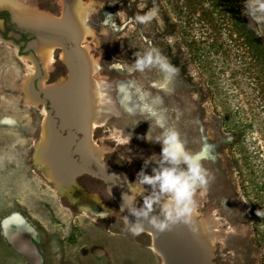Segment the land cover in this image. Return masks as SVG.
Segmentation results:
<instances>
[{
    "label": "rangeland",
    "instance_id": "rangeland-1",
    "mask_svg": "<svg viewBox=\"0 0 264 264\" xmlns=\"http://www.w3.org/2000/svg\"><path fill=\"white\" fill-rule=\"evenodd\" d=\"M12 1L54 19L79 9L86 28L82 35L42 28L43 34L27 43L32 34L23 36L0 12V264H170L148 229L138 235L129 230L125 217L131 225V216L105 180L89 171L97 170L91 158L97 159L117 176L116 189L141 205L136 173L144 158L160 152L158 143L144 137L148 131L154 138L166 128L177 131L183 149L212 177L194 194L192 228L177 223L161 232L172 261L264 264L255 218L230 155L235 136L224 128L163 1ZM235 1L248 28L264 42V0ZM151 10L156 15L150 22H135L136 15ZM45 38L52 42L49 65L35 45ZM149 47L176 72L168 76L157 66L136 70L134 54ZM82 55L90 64L87 78L95 81L92 106L88 113L74 106L75 123L65 124L59 113L61 88L78 74ZM153 167L150 163L145 172L151 174ZM154 209L158 215L159 206ZM204 221L213 235L199 230Z\"/></svg>",
    "mask_w": 264,
    "mask_h": 264
},
{
    "label": "trees",
    "instance_id": "trees-1",
    "mask_svg": "<svg viewBox=\"0 0 264 264\" xmlns=\"http://www.w3.org/2000/svg\"><path fill=\"white\" fill-rule=\"evenodd\" d=\"M162 1L224 128L235 136L230 155L264 248V42L235 0Z\"/></svg>",
    "mask_w": 264,
    "mask_h": 264
},
{
    "label": "clouds",
    "instance_id": "clouds-1",
    "mask_svg": "<svg viewBox=\"0 0 264 264\" xmlns=\"http://www.w3.org/2000/svg\"><path fill=\"white\" fill-rule=\"evenodd\" d=\"M155 15V10H151L136 15L134 20L137 24H145ZM134 56V68L138 71L157 66L168 76L176 72L156 48L149 47ZM157 123L163 128L161 122ZM144 139L158 143L160 152L144 158L141 169L136 173L135 183L140 186L138 194L141 197V206L128 208V214L134 218L129 225L128 217H125L129 230L135 235L140 234L144 231L143 221H147L157 233L170 230L177 223L192 228V216L196 210L194 194L197 189H206L212 177L194 155L183 149L175 129L166 128L154 138L147 131ZM129 140L130 136L123 142L128 143ZM115 163L119 164L118 161ZM150 163L155 164V167L148 174L145 168ZM154 205L159 206L158 215H150L154 211ZM192 230L195 231L194 228Z\"/></svg>",
    "mask_w": 264,
    "mask_h": 264
},
{
    "label": "bare ground",
    "instance_id": "bare-ground-1",
    "mask_svg": "<svg viewBox=\"0 0 264 264\" xmlns=\"http://www.w3.org/2000/svg\"><path fill=\"white\" fill-rule=\"evenodd\" d=\"M74 1V0H73ZM24 2V1H23ZM26 3V2H24ZM27 4V3H26ZM33 4V3H31ZM28 5V4H27ZM25 4L20 3L19 1H12V0H0V6H7L12 12L14 20L23 27L26 28H33V29H42V28H54L56 31H60L61 33H69L73 32V30L77 31V33L81 34L85 31L84 25H83V14L81 10L76 9L75 11H69L67 14H65L62 18H51L47 16L46 14H43L34 8L28 7ZM34 5V4H33ZM35 6V5H34ZM33 6V7H34ZM71 6V5H70ZM72 7V6H71ZM65 12V13H66ZM74 34V33H73ZM68 35V34H67ZM74 36V35H73ZM54 40V39H53ZM55 41V40H54ZM56 42V41H55ZM36 45V51L37 53L42 56V58H46V64L49 65L53 62V57H51V48H52V42L48 41L46 38L43 40H40ZM34 45V46H35ZM35 48V47H34ZM88 51V50H87ZM80 54V52H79ZM67 56V55H66ZM80 57V56H79ZM91 57V56H90ZM82 64V67L79 69L78 74L76 76H72V78L64 85L63 88H61V95L64 100V103L59 106V113L61 115L62 121L68 124L74 122L75 120L72 119V114H75L74 108L67 109V105L70 103L73 106H75V109L77 112L80 110H83L84 113H88L92 106L91 101V90L95 86V81L92 79L87 78L86 71L89 70L90 64L88 62L87 57L82 55V58L80 57ZM68 60V58H67ZM69 65V64H68ZM95 66V65H94ZM87 69V70H86ZM98 71V70H97ZM86 75V76H85ZM93 75V74H92ZM70 76V77H71ZM93 78V77H92ZM94 79V78H93ZM99 89V88H98ZM58 92V91H57ZM52 94V93H50ZM107 97V94H105ZM106 100V99H105ZM102 105V104H101ZM102 108V106H101ZM102 112V111H101ZM100 112V113H101ZM79 115V114H78ZM87 115V114H86ZM101 116V115H100ZM82 120V119H81ZM100 120V119H98ZM96 121V120H95ZM94 121V122H95ZM62 122V123H63ZM47 123V122H46ZM61 123V124H62ZM86 123V122H85ZM89 123V122H88ZM64 124V125H65ZM91 124V122H90ZM84 125V123H83ZM92 125V124H91ZM83 128V127H82ZM93 128V127H92ZM87 131V130H86ZM47 135V134H46ZM48 138V136H47ZM62 139V138H61ZM70 137L65 138L64 146H68L71 142ZM50 140V139H49ZM92 140V139H91ZM58 141V140H57ZM56 141V142H57ZM94 142V141H92ZM59 143V141H58ZM62 143V141H61ZM87 143V142H86ZM60 144V143H59ZM91 144V143H90ZM52 145V144H51ZM62 145V144H61ZM95 145V143H94ZM59 146V145H58ZM96 146V145H95ZM61 149L63 146H60ZM83 145L79 147V151L81 152L82 156H85V151L83 150ZM92 147V146H91ZM66 149V148H65ZM69 149V148H68ZM93 148H91L92 150ZM66 152V151H65ZM65 152H63L65 154ZM79 152V153H80ZM61 153V152H60ZM62 153V154H63ZM64 156V155H63ZM86 157V156H85ZM87 159V158H86ZM63 160V159H62ZM86 163V162H85ZM57 164V163H56ZM55 164V165H56ZM58 165V164H57ZM88 167V164H85ZM65 166V164H64ZM67 166V165H66ZM65 166V167H66ZM59 168V166H58ZM57 169V168H56ZM121 178V177H120ZM122 179V178H121ZM123 181V180H122ZM124 184V183H123ZM126 184V183H125ZM124 184V185H125ZM128 191V190H126ZM130 200V199H129ZM132 202V201H131ZM157 209V208H155ZM154 209V210H155ZM133 217H130V222H133ZM212 221L210 222V225L212 226ZM199 230L203 233V235L212 234L213 230L212 227H209V223L207 221H204L201 225H199ZM178 230V229H177ZM181 230V229H180ZM167 233V231H165ZM169 233V232H168ZM210 236V235H209ZM168 237V236H167ZM202 237V236H201ZM173 238V237H172ZM167 241V240H166ZM171 246V245H170ZM176 246V245H175ZM174 247V246H173ZM181 250V249H180ZM184 251V249H183ZM175 256V255H174ZM176 257V256H175ZM179 257V256H178ZM178 259V258H177ZM182 260V259H181Z\"/></svg>",
    "mask_w": 264,
    "mask_h": 264
},
{
    "label": "water",
    "instance_id": "water-1",
    "mask_svg": "<svg viewBox=\"0 0 264 264\" xmlns=\"http://www.w3.org/2000/svg\"><path fill=\"white\" fill-rule=\"evenodd\" d=\"M0 11H7L9 13V17H10V22L13 24V26L15 27L16 30L20 31V32H27L30 34H33L35 36V39H38L40 34H43L44 31L39 30V29H33V28H24L21 27L13 18L12 12L10 9L6 8V7H0ZM38 30V31H37ZM35 39L33 41H35ZM36 92L38 93V91L36 90ZM42 99L44 101H49L50 105H54L56 103H54L53 101H51L48 97H42ZM51 117V114H50ZM79 124V123H78ZM79 126V125H78ZM79 128V127H78ZM78 128L76 127V129L78 130ZM75 142H72V144H74ZM92 161L95 163L96 166V171H91L92 173L98 175L99 177H101L102 179L105 180L107 187H108V191L110 193H112V195L114 196V198L116 199L117 203L120 205V207L128 214V208L131 207H140L141 205L136 204V203H132L130 201H128L117 189H116V184L118 183V178L117 176L114 174V172L106 167L104 164L100 163V161H98L97 159L91 158ZM82 163L85 165V161H82ZM101 175V176H100ZM129 215V214H128ZM150 215H153L152 213ZM143 226L145 229H148V231H150V233H152L154 235L155 241H154V245L156 247V249H159L160 251H162L166 257L168 258V262L170 264H175L174 261H172V259L170 258V255L168 254L166 248L164 247V245L162 244L161 241V232L157 233L154 229L151 228L150 225L147 224V221H143Z\"/></svg>",
    "mask_w": 264,
    "mask_h": 264
},
{
    "label": "flooded vegetation",
    "instance_id": "flooded-vegetation-1",
    "mask_svg": "<svg viewBox=\"0 0 264 264\" xmlns=\"http://www.w3.org/2000/svg\"><path fill=\"white\" fill-rule=\"evenodd\" d=\"M0 12H2V11H0ZM5 13L7 14V17H8V20L7 21H9L10 22V17H9V13L7 12V11H5ZM3 20H4V18H2ZM4 22H6V20H4ZM11 23V22H10ZM12 24V23H11ZM13 25V24H12ZM23 34V36L25 35V34H27V32H22ZM35 39V36L32 34V38H30V39H28V41H27V43L29 42V41H33ZM23 41H24V39H22Z\"/></svg>",
    "mask_w": 264,
    "mask_h": 264
},
{
    "label": "crops",
    "instance_id": "crops-1",
    "mask_svg": "<svg viewBox=\"0 0 264 264\" xmlns=\"http://www.w3.org/2000/svg\"><path fill=\"white\" fill-rule=\"evenodd\" d=\"M72 107L74 108V106H73L72 104H68V105H67V109H70V108H72ZM73 110H74V109H73ZM75 113H76V112H75ZM70 138H71V137H70Z\"/></svg>",
    "mask_w": 264,
    "mask_h": 264
},
{
    "label": "snow or ice",
    "instance_id": "snow-or-ice-1",
    "mask_svg": "<svg viewBox=\"0 0 264 264\" xmlns=\"http://www.w3.org/2000/svg\"><path fill=\"white\" fill-rule=\"evenodd\" d=\"M153 115H154V113H153Z\"/></svg>",
    "mask_w": 264,
    "mask_h": 264
}]
</instances>
